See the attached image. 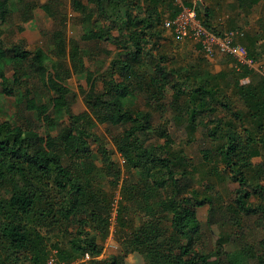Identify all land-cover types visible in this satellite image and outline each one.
<instances>
[{
	"label": "trees",
	"instance_id": "obj_1",
	"mask_svg": "<svg viewBox=\"0 0 264 264\" xmlns=\"http://www.w3.org/2000/svg\"><path fill=\"white\" fill-rule=\"evenodd\" d=\"M260 1L235 0V5L249 13L246 8ZM221 2L196 3L197 17L215 34L224 32L216 20ZM72 6L82 27L78 40L67 37L68 18L59 0H0V93L17 95L44 128L40 133L10 115L0 122V264L45 262L51 252L49 234L55 232L72 235L68 243L73 254L59 242L53 244L60 260L102 254L98 237L105 239L109 233L112 198L100 180L95 154L106 178L116 187L122 179L106 138L98 133L104 124L120 129L112 139L136 176L121 187L122 200L133 205L140 218L135 230L125 231L128 221L121 203L120 252L93 264H126L132 253L140 254L145 264H262L264 160H253L262 157L264 149V77L258 73L256 84L241 83L256 72L228 55L232 65L228 61L217 74L193 65L169 67L170 58L160 49L165 20L180 11L173 0H72ZM38 8L56 23L46 37L48 50L27 48L23 38L6 41L4 26L17 19L21 24L15 31L24 32L23 24ZM235 20H229L230 30H241ZM244 34L249 56L264 65V44H257L264 36L252 28ZM86 52L98 67L83 92L86 110L74 113L75 93L66 82L73 74L84 76L81 58ZM31 79L39 85L32 86ZM39 88L49 95L48 103ZM156 113L180 123L187 119L193 132L203 120L213 123L207 135L214 144L205 150L204 164L208 174L239 185L233 198L221 204L210 195L200 198L193 172L182 155L169 150L171 137L165 125L156 124ZM153 136L164 144H152ZM150 181L157 195L143 198L142 189ZM213 186L206 185L209 190ZM197 203L209 205L207 221L181 227L178 217H186ZM216 224L236 231L218 238L210 261L203 226L210 230Z\"/></svg>",
	"mask_w": 264,
	"mask_h": 264
},
{
	"label": "rangeland",
	"instance_id": "obj_2",
	"mask_svg": "<svg viewBox=\"0 0 264 264\" xmlns=\"http://www.w3.org/2000/svg\"><path fill=\"white\" fill-rule=\"evenodd\" d=\"M46 1L47 0H41L42 3ZM173 1L176 5V1ZM59 2L61 4V11L68 18L67 37L69 39H80V35L82 34V27L79 23V15L72 6V0H59ZM183 2L185 4H189L191 2V4L193 5L196 1L183 0ZM224 6L227 7L229 10H232L231 6L233 5L226 4L224 1L223 6L220 7L221 10H218L220 16H222V14L227 15L229 13V10L222 11ZM166 9L168 8L166 7ZM253 13V11L249 12L251 16L253 15ZM262 13L264 14V9L262 10ZM224 21L225 23H228L229 18L225 19ZM18 24H21L20 21L17 19H13L11 22L4 26V28L6 29V41L9 39L10 41L17 42L19 39L23 38L25 40V45L27 48L36 49L38 47H42L48 50V46L45 45L47 41L46 37L51 30L56 28V23L51 18H49L42 9L38 8L34 13L33 19L23 24L25 27L24 32L20 33L15 31V28L16 26H18ZM240 29L242 30V27H240ZM12 30L15 33H12ZM226 30H230V28L227 27ZM164 35L165 39L162 40V47L160 50L163 53H167L168 57L170 58L168 61L169 67L180 66L183 69H186L189 68V66L193 65L197 66L198 68L208 70V72L212 74H217L221 71H224L227 62L230 60L228 56L224 55H216L210 59L205 56V54L199 48V44H197L195 41L186 40L184 42H178L174 38L173 34L169 31H165ZM244 36L245 34L240 36L239 38V42L241 44ZM103 46L113 51L116 50V47L114 45H101V47ZM81 61L82 66L85 68L84 76L79 77L73 74L72 77L69 78L66 82L69 88L73 91V93H75V96L72 99V111L74 113H80L86 110L83 92L87 91V89L89 88L91 80L93 79V76L95 74L94 70L98 67L96 64L90 61L88 52L83 54ZM11 73L12 72H9L8 75L10 76ZM259 80L260 76L256 72L255 74L243 79L241 83L246 84L248 82H252L256 84ZM30 84L32 86L39 85L36 79H31ZM222 85H224V83ZM39 89L42 90V98L44 99V102L48 103L49 95L42 88ZM171 94L172 91H169V95ZM228 97L232 101L236 102L238 109L244 112V107L240 105L239 100L236 96L229 92ZM183 101L184 100H182L181 102ZM0 105L2 106V109L0 111V122L9 118L8 116L10 115L13 121L17 120L22 124L30 123L32 127L40 131V133L44 132V128L41 125V122H37V120H35L36 117L32 112H27L26 110H24L25 105H23V102L20 101V98L17 95H4L0 93ZM219 109L222 110L220 106ZM221 115L228 117V115H226L225 113H221ZM156 124L158 126H166L172 141L169 150L171 152H178L184 157L185 162L187 163L186 168L188 169V171L193 172L192 174L194 178V189L199 193L200 198L206 195H210L213 196L215 200L218 201V203L220 204L228 202V199L230 197L233 198L235 191L239 187V185L226 178H223L222 176L220 178L218 176L215 177L208 174L209 167L204 164V158H206L205 150L211 148L214 144L213 141L210 140V137L207 135V131L211 128L213 123L209 121L207 122V120H203V123L200 122V124L196 127L195 131L193 132L192 128L188 126L189 123L187 119H184V121L182 119V123H180L179 121L177 122L173 120V118L168 116V114L165 116H161V114L156 113ZM119 131L120 129L113 128L107 124L99 126L98 130V133L106 138L108 142V148L110 149L112 154V158L117 163L118 168L122 172V179L120 181V184H118V187L114 185V181L112 178H106V176L104 175V169L100 157L99 155L95 154V163L98 167V172L101 173L100 180L103 184L105 191L109 193L112 198V215L110 217L109 233L105 239H101L100 237H98V241L103 247L101 255L97 257H92L89 254H85L73 260L74 262H76V264H93L94 260H103L120 252L121 244L118 237L120 233L124 231L120 225V220H118L119 208L121 206V203H124V212H126L125 217L126 221H128V227L125 228V231L127 230L129 233L135 230L139 224L140 216L134 213V206L125 201L123 202L122 200L121 187H123V184H127V182L129 181L136 180V176L132 175L128 171L125 160L118 152L116 145L112 139V135L118 134ZM149 141L152 144H164V140H159L158 136H153L152 139ZM262 153V157L254 158L253 162L255 164L261 163L264 160V149L262 150ZM210 182H212L214 185L212 190H209L206 187V185L210 184ZM141 194L143 198L156 197L157 191L152 181H150L142 189ZM251 200L255 203H259L258 196H253ZM208 211L209 205L197 203L195 207L187 213L186 217H178L179 224L181 227H184L189 221H196L204 224L208 218ZM258 217L259 216L255 217V220L262 223L263 221L261 220V218L259 219ZM250 223H253V220H251ZM254 227H257V225H254ZM203 229L205 248L208 249L206 257L208 260L213 261L214 256L210 253L211 251H213V247L216 246L218 238L220 236H223V234H234L233 231L235 229L234 227L225 224H216L212 226L210 230H207L208 228L205 229V227L203 226ZM69 231L73 232L72 229H70ZM251 231H253V229H251ZM49 236L50 241L48 248L49 251H51L49 255L56 251L55 247H53V244L55 242H59L60 247L69 249V252L71 254L74 253L72 250H70V246L68 243L71 239V234L65 232H55L54 235L51 236L49 234ZM227 250H231L229 246H227ZM237 257L240 258L242 257V255H237ZM261 263L264 264V260ZM126 264H145V261L140 254L132 253L129 254L126 258Z\"/></svg>",
	"mask_w": 264,
	"mask_h": 264
},
{
	"label": "built area",
	"instance_id": "obj_3",
	"mask_svg": "<svg viewBox=\"0 0 264 264\" xmlns=\"http://www.w3.org/2000/svg\"><path fill=\"white\" fill-rule=\"evenodd\" d=\"M180 11L174 18L165 20V28L171 32L178 42L193 40L200 44L202 51L208 58L216 55H228L238 63L248 66L264 77V65L251 58L245 45L239 42L243 30H226L222 34L208 31L197 17L196 1L192 6L186 5L183 0H175ZM41 264H76L74 261L60 260L54 251L45 262Z\"/></svg>",
	"mask_w": 264,
	"mask_h": 264
},
{
	"label": "crops",
	"instance_id": "obj_4",
	"mask_svg": "<svg viewBox=\"0 0 264 264\" xmlns=\"http://www.w3.org/2000/svg\"><path fill=\"white\" fill-rule=\"evenodd\" d=\"M224 1L226 4H231L233 6H231L233 8V13L231 10H229L227 7L224 6V8L222 9V11L224 10H229V13L227 15L222 14V16H220L219 11L221 10L220 7L223 6ZM200 4H202V1H200ZM264 6V0H261L259 3H257L256 5L252 7L246 8L248 9V11L250 12H254L253 15L251 16L250 14L252 13H245V8L241 7H236L235 5V0H222L221 2V6L219 5V8H217L216 10V20L217 22L221 23V29H224V31L227 29V27H229V22L225 23V19L229 18V20L231 18H235L236 23L238 24V26L242 27V30H244L245 32L247 30H251L254 29L257 33L259 32V34L263 37L264 36V14L262 13V10ZM248 16V18H247ZM249 22V23H248ZM243 31V32H244ZM264 38V37H263ZM258 45H262L264 44V39L260 40L258 43Z\"/></svg>",
	"mask_w": 264,
	"mask_h": 264
}]
</instances>
